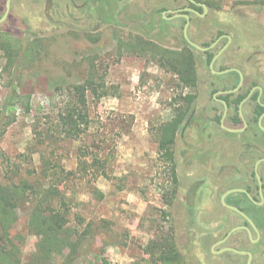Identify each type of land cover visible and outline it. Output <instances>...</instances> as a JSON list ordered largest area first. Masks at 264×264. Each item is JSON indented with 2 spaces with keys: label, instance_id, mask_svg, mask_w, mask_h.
I'll use <instances>...</instances> for the list:
<instances>
[{
  "label": "rangeland",
  "instance_id": "obj_1",
  "mask_svg": "<svg viewBox=\"0 0 264 264\" xmlns=\"http://www.w3.org/2000/svg\"><path fill=\"white\" fill-rule=\"evenodd\" d=\"M201 1L212 6L208 14L193 20L191 34L196 41L207 42L216 27L218 32L223 29L232 35L227 52H264V7H255L260 0ZM5 2L0 0V18ZM183 3L12 0L8 17L0 23V31L22 41H41L31 58L20 57L12 63L0 51V183L22 177L42 178L41 153L67 172L77 169V157L82 154L88 164L95 159L104 165L105 175L94 178L90 168L82 178L70 177L58 185L67 196L73 227L81 232L87 224H93L75 264L153 261L145 252L147 244L161 233L171 234L173 229L178 234V248L185 251L187 232L198 227L196 220L213 229L211 239H207L208 251L234 221L230 211L220 205V196L227 186L239 182L226 180L233 170L227 167L234 166L240 154L237 144L231 146L224 135L213 132L216 137L203 140L199 163L193 169L177 159L181 149L175 146L173 154L179 162L176 171L186 182L180 194L173 191L172 166L159 151L160 129L174 123L183 93L187 92L168 60L180 49L193 52L181 40L178 26L161 19L160 11ZM238 26L243 29L242 35L237 33ZM137 36L151 40L157 47L142 52L119 49L121 43L131 44ZM91 68L100 97L87 93L89 129L78 140L62 139L57 115L69 99L68 87L88 79ZM45 131L52 138L38 144L37 134ZM188 176H193L192 181L187 180ZM200 177L204 184L190 197L186 191L193 179ZM95 188L103 194L101 199L90 192ZM30 210L29 203L17 209L15 232L26 234ZM222 222L229 226L221 229ZM106 223L111 224L108 231H97L96 226ZM240 235L233 236L229 244L241 245ZM38 241V237L27 234L25 262L35 252ZM245 246L238 249L251 251L253 260L264 264V241L262 245ZM219 248L214 246L218 252L213 255L223 258H213V264H221L222 260L246 264L245 256L222 254ZM202 253L201 258H205L206 251Z\"/></svg>",
  "mask_w": 264,
  "mask_h": 264
},
{
  "label": "flooded vegetation",
  "instance_id": "obj_2",
  "mask_svg": "<svg viewBox=\"0 0 264 264\" xmlns=\"http://www.w3.org/2000/svg\"><path fill=\"white\" fill-rule=\"evenodd\" d=\"M182 1L184 3L181 5H171L160 11V18L170 25H177L184 45L193 51L179 50L182 63H186L188 58L194 63V76L189 75L182 64L179 68L181 76L178 80L187 92L183 93L180 112L173 120L179 122L172 140L169 138L170 124L167 127L166 146L172 153L175 152L176 147L181 149L177 159H181V164L188 169H193L199 163L197 160L204 146L203 140L207 142L216 137L213 136V132H218L219 136L224 135L231 142V146L238 145L240 149L238 160L234 166L227 167L233 170L226 180L230 182L236 179L239 182L236 186H227L220 196V205L230 211L227 212L234 221L229 223L230 226L226 225L229 226L226 228L228 230L224 231L225 234L216 240L210 250L214 251L212 254H217L218 250L215 251L214 246H220L219 249L224 247L238 249L246 248L247 243L262 245L264 241V52H227L233 42L232 35L223 29L218 32L216 27L212 38L207 42L196 41L191 34L194 28L193 20L208 14L210 7L202 1ZM204 7L207 9L206 12ZM184 15L188 18L186 19ZM186 24L188 38L206 50L199 51L188 44L184 38ZM188 90H196V92H188ZM209 131L212 133L205 136L204 134ZM173 157V160H168L170 166H175L176 178L172 177L175 187L173 191L175 194H180V187L186 182L182 181L183 176L176 171L179 162L174 154ZM192 178L193 176H188L187 180L192 181ZM201 179L204 180L202 177L194 178L186 194L190 193L191 197L193 192L197 193L198 188L204 184ZM234 188L244 189L248 194L231 193L226 197V203L246 214L254 223L258 234L245 218L222 204L223 194ZM237 226H247L251 230L252 239L246 230L241 229L233 232L225 242L218 244ZM236 234H241L239 237L242 244L230 245L229 240ZM252 255L254 258L253 253ZM242 256L246 257L247 262V256Z\"/></svg>",
  "mask_w": 264,
  "mask_h": 264
},
{
  "label": "trees",
  "instance_id": "obj_3",
  "mask_svg": "<svg viewBox=\"0 0 264 264\" xmlns=\"http://www.w3.org/2000/svg\"><path fill=\"white\" fill-rule=\"evenodd\" d=\"M207 5L212 6L208 3ZM256 5L255 7H264V0H260ZM236 16L235 14L234 17ZM238 28H236L237 33L242 35L243 29L240 26ZM132 41L134 42L132 43ZM132 41L131 44L121 43L119 49L125 48L130 52H142L153 51L157 47L155 43L141 36L135 37ZM40 47L41 41L38 39L26 42L9 32L0 31V51L8 56L10 63L15 60L18 61L20 57V60L27 57L31 58L32 54L38 52ZM168 61L171 71L179 78L181 76L179 68L182 65L189 75L194 76V63L191 59L188 58V61L183 64L179 54H172ZM95 84L93 68H91L88 79L68 87L69 99L57 115V127L62 139L78 140L89 129L87 93L91 92L97 95L98 90L94 87ZM104 95L106 94H103L102 97ZM97 97L100 96L97 95ZM178 122L175 120L169 127L170 140L174 137ZM160 130L159 151L161 154L163 152L168 160H173V153L167 148L165 142L167 128L164 127ZM36 137L38 144H42L45 140L52 138V135L45 131L43 134H37ZM40 157L42 178L29 180L22 177L16 181L10 180L7 183H0V264H75V257L84 239L93 231L92 223L87 224L81 232L73 227L68 217L70 209L67 196L58 185L70 177L80 176L82 178V175L89 172L90 168L94 178L105 175L104 165L95 159H93L92 164H88L86 160H83L84 154H82L77 157L79 159L77 169L67 172L60 165L52 164L45 153H41ZM171 174L176 178L174 165L171 167ZM90 192L98 195L99 199L103 197V194L96 188L93 191L91 189ZM25 203L31 205L26 234L14 231L18 222L17 209ZM224 210L226 209L224 208ZM196 221L198 227L193 226L187 232V246L183 247L185 251L178 248V234L173 229L171 234L161 233L149 241L145 252L153 261L143 260L140 264H213V258H223V255L214 256L210 249L207 251L206 244L212 237L213 229L206 227L198 220ZM110 225V223H106L105 226L99 227L98 225L96 228L97 231L99 229L101 232L108 231ZM226 225L225 222H222L221 229H224ZM27 234L38 237L39 241L35 252L25 262L23 260V247ZM224 234L225 232L222 233V235ZM192 236L196 238L191 242ZM197 238L198 240L195 241ZM203 251H206V254L204 253L205 258H201ZM224 257H226L225 254ZM221 264L231 263L222 260ZM253 264H257L256 258L253 260Z\"/></svg>",
  "mask_w": 264,
  "mask_h": 264
},
{
  "label": "water",
  "instance_id": "obj_4",
  "mask_svg": "<svg viewBox=\"0 0 264 264\" xmlns=\"http://www.w3.org/2000/svg\"><path fill=\"white\" fill-rule=\"evenodd\" d=\"M11 1L12 0H6L5 2V12L4 14L2 15V17L0 18V23L4 22L6 20V18L8 17V14H9V11H10V7H11ZM207 9L206 7H204V12H206ZM184 17L187 19L188 16L187 15H184ZM184 38L185 40L188 42L189 45H191L192 47L196 48L197 50L199 51H204L206 50V48H202L200 47L199 45L193 43L187 36V24L184 28ZM212 68V66H211ZM212 72L215 73V71L212 69ZM234 192H244V193H247L246 190L244 189H239V188H234V189H231V190H228L226 191L222 198H221V202L224 206H226L227 208L237 212L238 214H240L243 218H245V220L249 223V225L253 228V230H255V232L258 234V230L257 228L255 227L254 223L252 222V220L246 215L244 214L241 210H239L238 208L234 207V206H231V205H228L225 201L226 197L231 194V193H234ZM248 194V193H247ZM241 229H244L248 232L249 234V237L250 239H252V233H251V230L247 227V226H237L235 228H233L232 230H230L227 234V236L222 239L221 241L218 242L219 243H223L225 242L228 237L235 231L237 230H241ZM213 251V250H212ZM214 252V251H213ZM221 252H233L235 254H239V255H246L247 256V262L246 264H252V258H253V255L251 252L249 251H245V250H238V249H235V248H232V247H224L222 248Z\"/></svg>",
  "mask_w": 264,
  "mask_h": 264
}]
</instances>
